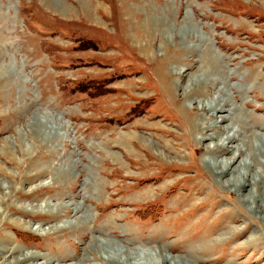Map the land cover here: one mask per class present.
<instances>
[{
    "label": "rangeland",
    "instance_id": "374dc122",
    "mask_svg": "<svg viewBox=\"0 0 264 264\" xmlns=\"http://www.w3.org/2000/svg\"><path fill=\"white\" fill-rule=\"evenodd\" d=\"M207 53L218 66L184 96ZM0 68V264H125L132 249L264 264V223L210 165L264 137V0H0ZM212 99L243 119L226 149L225 113L193 103ZM30 117L55 127L47 143ZM215 117L204 135L188 125ZM257 146L236 153L264 197Z\"/></svg>",
    "mask_w": 264,
    "mask_h": 264
},
{
    "label": "bare ground",
    "instance_id": "6f19581e",
    "mask_svg": "<svg viewBox=\"0 0 264 264\" xmlns=\"http://www.w3.org/2000/svg\"><path fill=\"white\" fill-rule=\"evenodd\" d=\"M185 32V31H184ZM183 32V33H184ZM160 44H165V36H166V31H160ZM163 46V45H162ZM208 54V53H207ZM205 56V61L209 64H207V66H209V68L207 69H199L197 71V75H194L195 78L193 80V83L190 84L189 89L184 93V96H192V93H196V94H201V89H202V83H204V81H206L208 78H210V75L212 74V71L214 68H216L219 64V59L217 56L213 55V54H208ZM211 72V73H210ZM7 72L3 71L0 68V80L1 79H5V74ZM181 73V72H179ZM183 73V72H182ZM181 73V74H182ZM217 74V73H216ZM218 75V74H217ZM215 76V78H213V84H216L217 82L215 80L221 78L219 76H223V75H219V76ZM1 82V81H0ZM223 83V81H222ZM225 86V85H224ZM221 89V88H220ZM1 96V95H0ZM220 94L217 97H213V98H218L219 99ZM32 100V99H31ZM217 99H212V101L214 102H198V101H194L193 103H196V107H198L199 109H207L209 112L212 111L213 113L211 115H218V114H222L225 113L226 115V121L230 120V124L231 126H223V130H221L220 134L223 133V140L221 138V142H215L214 144H219L224 146L223 149L229 148L230 146L234 145L235 143V137L233 136L234 134L232 132L235 131V133L237 132L236 130H234V126H236L237 128H242L243 127V119L241 117H239V115L237 114V110L235 112V108L231 109V108H226L225 105H215ZM33 101V100H32ZM32 103V102H31ZM214 103V105H212ZM224 103V102H223ZM220 104V103H219ZM193 109H195V107L193 106ZM38 117V116H37ZM219 118V117H218ZM215 117L216 122L215 123H211L207 120L205 121H200V122H192V118H190L188 120V125L192 131V129L196 132H199V134L204 135L206 134L208 131V129H214L215 126H220L222 123L221 121H224V118H219ZM31 119V117H30ZM46 119V118H45ZM47 120V119H46ZM47 122V121H46ZM29 126V130L30 131H34V136L39 138L40 141L42 143H47L48 140H50L49 138H52L51 136L53 134H55V131L53 128H55L54 126H52L50 123H45V121L42 118H32L31 122H29L28 124ZM225 134V135H224ZM252 134V133H251ZM221 136V137H222ZM252 136V137H251ZM243 137V136H242ZM36 138V139H37ZM246 138V137H245ZM249 138V139H248ZM209 139H213V135L204 137L201 140H209ZM247 141H243V138H239V141H241L242 143V147H245V149L243 148L242 150L247 152L248 150L246 149V145L251 141L254 140V142H257V147H253L252 150L249 152V154L247 156H250V154L253 155V158H257L258 159V163L264 165V137L262 136V134L260 135H249V137H247ZM223 141V142H222ZM245 142V143H244ZM227 146V147H226ZM242 147H238V146H232L231 151H233V153H230V157H227L225 159H221V160H216L213 161L212 163H210L212 169H214L217 172V175H221L223 173H229V178L226 179L225 181H223V184L220 183L222 186H227V187H232L234 188L235 194H236V199H239V202L243 203V204H249V210L254 214H258L259 219L264 223V197H263V192L261 189V185L258 184V181L256 180L255 176H252V174L249 173V169H250V163L246 162V160H240V155H238L236 152L237 151H241ZM235 152V153H234ZM243 189H248V194H245L243 196V194H239L240 191H242ZM261 193L262 198L258 197V194ZM104 255V258L106 260H110V261H116L119 262L118 260L122 259L123 256H121V258L119 257L121 252L118 251L117 248L112 247H106L104 249H102ZM26 255L23 256V259H27V258H43V262H40L38 264H46L48 261V258L45 257L44 255H39V254H35L33 252H28L25 253ZM127 254V258L129 260V263H127L126 259H122L124 260L125 264H178L176 261H172L171 263L170 258H168L167 256H161L160 259L158 258L157 261L154 260L153 263L150 262V260L147 258L150 255L146 254V253H138L136 252L134 249L132 250H127L126 251ZM123 255V254H122ZM122 262V261H121ZM119 264V263H118ZM123 264V263H122Z\"/></svg>",
    "mask_w": 264,
    "mask_h": 264
},
{
    "label": "trees",
    "instance_id": "16d2710c",
    "mask_svg": "<svg viewBox=\"0 0 264 264\" xmlns=\"http://www.w3.org/2000/svg\"><path fill=\"white\" fill-rule=\"evenodd\" d=\"M136 105H134L133 107H135Z\"/></svg>",
    "mask_w": 264,
    "mask_h": 264
}]
</instances>
